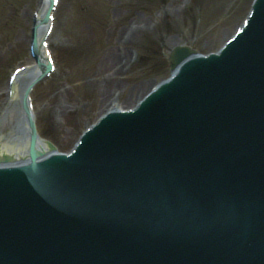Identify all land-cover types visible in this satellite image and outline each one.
Returning a JSON list of instances; mask_svg holds the SVG:
<instances>
[{
  "label": "water",
  "instance_id": "1",
  "mask_svg": "<svg viewBox=\"0 0 264 264\" xmlns=\"http://www.w3.org/2000/svg\"><path fill=\"white\" fill-rule=\"evenodd\" d=\"M207 61L68 163L0 170V264H264V0Z\"/></svg>",
  "mask_w": 264,
  "mask_h": 264
},
{
  "label": "rangeland",
  "instance_id": "2",
  "mask_svg": "<svg viewBox=\"0 0 264 264\" xmlns=\"http://www.w3.org/2000/svg\"><path fill=\"white\" fill-rule=\"evenodd\" d=\"M38 2L0 0V107L7 96L9 74L33 60L29 40L32 13ZM250 3L251 0H62L51 37L58 70L33 94L43 133L48 128L59 150L69 151L81 132L105 110L108 101H130V106L154 83L167 78L174 46L185 44L202 53L217 50L242 22ZM133 52L139 58L129 64ZM118 65L122 71L116 74ZM23 82L24 78L19 85ZM17 107L10 105L9 114L0 122V135L13 132Z\"/></svg>",
  "mask_w": 264,
  "mask_h": 264
},
{
  "label": "bare ground",
  "instance_id": "3",
  "mask_svg": "<svg viewBox=\"0 0 264 264\" xmlns=\"http://www.w3.org/2000/svg\"><path fill=\"white\" fill-rule=\"evenodd\" d=\"M41 8H42V10H45L46 6L42 4ZM141 27L138 29H143ZM237 29L238 28H236V30ZM134 33H132V35H134ZM128 40L130 41V36L128 37ZM39 52H41V50ZM198 54L199 53H192L190 57H194ZM184 62L185 61H182V63L180 62L179 64L178 63L175 64L173 67L172 74L176 73L178 71V69L180 68V66ZM107 63H109V61ZM117 67H118L117 68L118 70H116L115 72H116V74H119L120 71H122V67H119V65ZM38 74H39L38 69L37 68L35 69V67L31 66V68H29L27 70V73L24 76L25 77V82H24L25 84L22 85V88L19 90H17V88H16V93H15V96L13 98H8V102L11 101L12 104H14V102L15 103L18 102L20 108H18L19 115L16 119V123H15L16 125L13 128V132L9 133L7 135H3V136L0 135V155H5V154L8 155L11 153V154H13L12 156L14 157V159L17 161H22V158L24 157L25 152L27 151V148L30 144L29 139H28V137H29L28 132L29 131H28V126H27L26 117H25L26 115L22 111L20 98L22 97V94L25 91L26 87L38 76ZM145 94L146 93H144L142 96H140V98H138L134 104L130 103L131 105H133V106L130 105L131 108L134 107L137 104V101L141 100V98L143 96H145ZM129 102L130 101H127V102H125V104H122V103L117 102V101H111L108 104V107H107L105 112H107L109 110H113V109L125 108V106H127V104H129ZM1 114H2L1 117L4 120V118H6V116L9 114V110L8 109L7 110L6 109L1 110ZM32 114L36 118V111L34 109L32 110ZM0 122H2V120H0ZM45 142H46L45 138H40L39 146L42 148H46ZM22 163H25V162H16V164H22Z\"/></svg>",
  "mask_w": 264,
  "mask_h": 264
}]
</instances>
